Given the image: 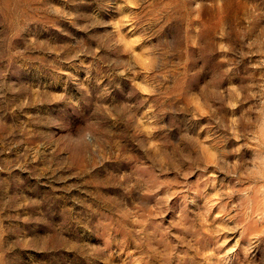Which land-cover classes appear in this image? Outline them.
I'll return each instance as SVG.
<instances>
[{
    "label": "rangeland",
    "instance_id": "374dc122",
    "mask_svg": "<svg viewBox=\"0 0 264 264\" xmlns=\"http://www.w3.org/2000/svg\"><path fill=\"white\" fill-rule=\"evenodd\" d=\"M0 264H264V0H0Z\"/></svg>",
    "mask_w": 264,
    "mask_h": 264
},
{
    "label": "clouds",
    "instance_id": "9594fccd",
    "mask_svg": "<svg viewBox=\"0 0 264 264\" xmlns=\"http://www.w3.org/2000/svg\"><path fill=\"white\" fill-rule=\"evenodd\" d=\"M64 147L69 153L80 156H91L99 147L96 130L86 121L74 131H67L64 136Z\"/></svg>",
    "mask_w": 264,
    "mask_h": 264
}]
</instances>
